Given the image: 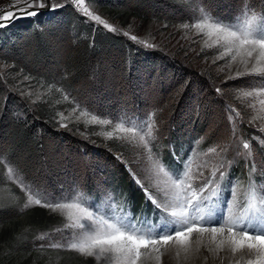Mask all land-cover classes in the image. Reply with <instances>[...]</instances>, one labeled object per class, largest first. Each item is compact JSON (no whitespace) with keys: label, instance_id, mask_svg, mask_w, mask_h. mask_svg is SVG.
Returning <instances> with one entry per match:
<instances>
[{"label":"rangeland","instance_id":"374dc122","mask_svg":"<svg viewBox=\"0 0 264 264\" xmlns=\"http://www.w3.org/2000/svg\"><path fill=\"white\" fill-rule=\"evenodd\" d=\"M258 1H262V6L257 4ZM9 3L17 4V0H0V7ZM67 3L72 5L70 0H67ZM21 6L23 5L20 4L18 8ZM85 7L120 29V33L128 32L129 36L126 37L141 52L150 50L158 52L164 57L165 63V66H160L154 74L148 73L145 68L141 69L137 78L127 81V86L119 81L115 86V100L121 101L122 104L113 108L108 107L103 111L100 117L109 119L112 123L107 125L97 123L99 129H103L102 132L113 131L114 136H128L130 134L116 133L114 124L123 121L125 126H130L133 121H136L140 128L147 131L146 117L153 114V121L157 125V139L153 142L152 150L170 169L178 171L183 170V164L178 163L172 154L173 151L177 156H181L182 160L190 156L193 176H199V173L203 171L206 177H211L215 165L219 162V157L214 153H208V149L220 143L222 139L230 138L233 144L226 155L232 164L227 178L221 182L223 192L215 213L216 216L221 213L227 216L229 214L228 207L224 201H232V213L238 215L242 211V205L247 203L250 185L254 184L258 190L264 191V131H261L264 128V103H261L264 100V72L249 74L246 71V68L250 70L253 66L257 69H264V59L257 60V52H254L253 57L249 58L244 50L238 54L235 49L227 52L223 59H219L218 57L227 51L225 47L214 43L215 37L205 34L207 29L199 31L193 25L200 22L205 16L220 20L225 24L237 25L242 23L245 11H248L250 15L254 13L258 18L264 19V0H241L237 9H232V11L224 5L223 9L228 12L226 13L229 14L228 16L219 15V13L213 14L199 4L197 13L193 14L191 22L179 23L167 30L160 29L155 23L146 24L137 21L122 27L117 21L111 20L93 9L86 1ZM18 8L12 10L17 15H19ZM74 8L76 9L75 6ZM39 11L50 12L47 8ZM80 13L87 20L97 24L82 11ZM183 24H188L189 27L184 28ZM131 35H136L140 40L154 45V47L147 48L143 44L132 41ZM233 56L236 57L235 60L232 59ZM237 71L245 74L236 77ZM230 76L235 78L229 79ZM216 88H223V94H217ZM136 91L141 92V96L136 93L140 106L135 103L136 99H132V94ZM244 91H251L254 95L244 96L242 94ZM110 101L109 99L108 104ZM197 104L200 105V110L202 109L199 116L196 114V108L195 111L192 109V105ZM228 105L238 108L242 119L237 118L230 122L226 109ZM82 106L76 117H87V120L91 122V114L94 113L88 111V115L80 116V112L84 109ZM139 107L145 112L137 113L136 110ZM233 115L235 114L233 113ZM187 116L190 117V124L177 127L179 119ZM253 116L255 121L248 125L254 132L251 131L249 136L242 133L241 136L239 126L245 120L246 122L251 120ZM201 122H204V125L200 126ZM233 124H235L236 133L234 136L232 135ZM67 132L71 136H77L76 140L89 141L85 135H81V132L70 133L68 129ZM201 137H203L201 142L196 144L195 142ZM76 140L66 139L60 143V148L54 155L53 170H49L51 171L49 172L44 168L39 174L40 180L37 181V185L16 168L17 175L35 190L48 193L57 200L71 202L79 195L88 204L102 208L107 216L118 214L123 209V212H130L134 218L145 215L149 219L158 220V215L153 217L150 202L147 206L145 205L144 192L136 186L129 173L125 178H122L119 172L117 176L111 174V164L115 162L120 167V171L125 169L124 165L115 158L119 152H114L112 158L105 159L104 156L101 157L98 154V148L104 149L102 145L89 141L91 149L87 153L81 146H76L80 142ZM244 141L251 144V152L243 148ZM133 149L136 153L146 151L142 148ZM237 151L240 155H237ZM136 159L137 155L135 154L128 160L131 162ZM205 163H207V167H204ZM113 166L116 169L117 166L115 164ZM132 167L145 180V185L154 195L162 196L154 184L146 179L148 174L145 167L136 163H133ZM4 175L9 184L0 187V206L17 201L18 195L11 186L14 184L23 197V203L18 209L20 212L27 197L20 190L18 184L8 178L6 168ZM218 176L217 173V178ZM166 179L163 175L159 177L161 187ZM194 183L198 185L200 180H195ZM233 187L236 191L235 198L232 195ZM109 195H111V200L108 199ZM55 213L63 216L64 224L49 232L39 233L31 245L32 248L37 250L52 249L53 247L49 246L52 242L67 243L73 238V233L83 232L78 228L66 227L73 223L75 218L69 219L68 210ZM196 240L197 236L193 234L190 250L187 253L178 245H170L166 250L161 249L159 253L150 249H142V255L137 264H237V262L239 264H250V262L256 264L259 259L254 252L249 253L247 249L238 250L236 253H232L226 246L218 249L216 244L211 242L208 234H205L199 244L196 243ZM57 248L71 249L69 247ZM91 257L98 264H115L112 253L101 254L97 249Z\"/></svg>","mask_w":264,"mask_h":264},{"label":"trees","instance_id":"16d2710c","mask_svg":"<svg viewBox=\"0 0 264 264\" xmlns=\"http://www.w3.org/2000/svg\"><path fill=\"white\" fill-rule=\"evenodd\" d=\"M85 1L122 27L137 21L155 23L167 30L176 24L191 22L199 4L213 14L228 16L224 5L231 11L236 10L241 0ZM257 4L262 6L263 3L258 1ZM39 12L36 17L15 19L8 27L0 29V156L12 161L36 185L44 168L53 170L54 155L60 143L78 138L71 136L67 129L75 134L83 132L89 141L102 145L104 149L98 148V154L105 159L112 158L114 152L132 158L136 152L131 144L106 139L103 129L89 122L87 117L77 120L76 114L81 108H76V103L102 116L108 107L122 104L115 100V86L119 81L127 86V81L137 78L143 68L154 74L160 66H165L164 57L151 50L141 52L122 33L108 32L84 18L69 3L56 11ZM25 76L31 79L25 80ZM57 87L62 91L57 92ZM21 91L29 93L30 99L41 96V101L32 106L37 108L35 113L28 110V104L21 102ZM136 93L141 94L133 92L132 99L140 106ZM64 94L70 95L76 103L65 101ZM72 108H76L75 113L71 112ZM195 108L199 116L200 105H192L194 111ZM56 112L71 114L68 128H59L56 121L51 120ZM136 112L145 111L139 107ZM37 116L41 119L34 118ZM189 122L187 116L179 119L176 126L189 125ZM239 129L241 136L242 133L249 136L253 131L246 120ZM76 141H80L76 146L87 153L90 151L89 141ZM114 164H111V174L117 176L119 172L125 178L127 170L120 171L117 162ZM4 173L5 168L0 165V187L9 184ZM11 186L18 198L0 206V264H98L93 257L72 249L32 248L39 233L62 226L64 218L38 205L18 212L23 203L22 193L14 184Z\"/></svg>","mask_w":264,"mask_h":264},{"label":"snow or ice","instance_id":"6c2138e0","mask_svg":"<svg viewBox=\"0 0 264 264\" xmlns=\"http://www.w3.org/2000/svg\"><path fill=\"white\" fill-rule=\"evenodd\" d=\"M70 2L76 7L77 12L82 11L92 21L103 25L108 32L118 33L120 31L99 15L90 12L85 7V0H70ZM66 3L67 0H17V5H23L18 8L19 15L13 11H7L0 15V29L8 27L15 19L36 17L40 14V9L47 8L49 11H56L65 7ZM29 9L33 10L30 11ZM182 27L188 28L189 25L183 24ZM193 27L199 31L207 29L205 34L209 37L214 36V43L225 47L227 51L222 53L218 57L219 59H223V56L233 49L238 54L244 50L249 58H252L253 53L257 52L256 59H264V19L258 18L254 13L250 15L248 11H245L242 23L237 25L225 24L220 20L205 16ZM123 35L129 36V33L123 32ZM130 39L147 48L154 47V45L140 40L136 35H131ZM232 59L235 60L236 57L233 56ZM213 62L215 63V61ZM246 71L251 74L264 72V69H257L253 66L250 70L246 68ZM244 74L237 71L236 77ZM233 78L235 77H229V79ZM24 79L28 80L31 77L25 76ZM56 91L61 92L62 90L57 87ZM223 91V88H216L217 94L222 95ZM242 94L244 96L254 95L251 91H244ZM19 95L22 98L21 102L29 105L28 110L35 113L37 108L32 106L41 101V96L37 95L36 99H30V94L23 91ZM63 99L76 103L68 94H64ZM261 103H264V100ZM80 107L81 105L76 103V108ZM76 108H72L71 112L75 113ZM226 109L230 122L237 118L242 119V114L238 108L228 105ZM88 114L87 109L80 112V116ZM57 117L59 118L57 119ZM70 117L71 114L65 116L64 112H56L51 120H55L59 128H68L69 123H71ZM34 118L41 119L38 116ZM76 119L79 120V117ZM254 121L255 117L253 116L248 123L252 124ZM91 123L107 125L112 121L97 114H91ZM145 125L147 131L140 128L136 121H133L130 126H125V123L120 121L114 124V131L130 135L114 137L113 131L104 132L103 135L106 139L114 138L131 144L133 148L146 150L136 153V161L130 162L123 153L116 154L115 158L124 165L136 186L144 192L145 205L147 206L150 202L153 217L158 215V220L149 219L145 215L134 218L130 212H123V209L118 214L107 216L102 208L88 204L79 195L71 202L57 200L50 194L35 190L31 185L26 184L17 175L14 163L0 157V165L7 169L8 178L18 184L20 190L27 197L23 209L38 205L52 212L68 210L69 219L75 218L74 222L66 225V227L83 230L81 233H73V238L67 243L52 242L49 246L53 248L69 247L88 256L93 255L94 251L98 249L101 254L112 253L115 264H137L142 255V249H150L159 253L161 249L166 250L170 245H178L187 253L190 250L193 234L197 236V244L205 237V234H208L211 242L216 244L218 249L226 246L232 253L247 249L249 253L254 252L259 257L256 264H264V191L258 190L254 184L250 185L247 203L242 205V211L238 215L232 213V201H224L228 207L229 214L227 216L222 213L216 216L215 213L223 192L221 182L227 178L232 164V161L227 159L226 154L229 153L233 141L226 137L208 149V153H214L219 157V162L215 165L211 177H206L203 171L199 173V176H193L190 156L182 160L181 156H177L173 151L172 154L178 163L183 164V170L178 171L170 169L152 150L153 142L157 139V125L153 121V114L146 117ZM261 131H264V128ZM235 134V124H233L232 135ZM81 135H85V133L81 132ZM202 139L203 137L195 143L199 144ZM243 148L251 152L252 146L248 141H244ZM237 155H240L238 151ZM133 163L145 167L148 174L146 179L154 184L162 196L158 197L150 191L149 187L145 185V180L132 167ZM207 166L205 163L204 167ZM217 173L219 174L218 178ZM161 175L167 178L163 182V187L159 181ZM195 180H200V183L195 184ZM232 195L235 198V187H233ZM108 199L111 200V195Z\"/></svg>","mask_w":264,"mask_h":264},{"label":"built area","instance_id":"2783aa9c","mask_svg":"<svg viewBox=\"0 0 264 264\" xmlns=\"http://www.w3.org/2000/svg\"><path fill=\"white\" fill-rule=\"evenodd\" d=\"M19 5L16 3H9L0 7V15L5 14L7 11H12L18 8Z\"/></svg>","mask_w":264,"mask_h":264}]
</instances>
